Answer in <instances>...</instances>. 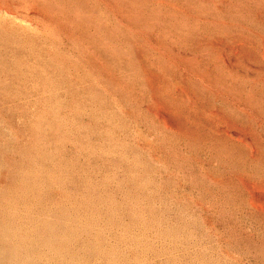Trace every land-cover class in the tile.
<instances>
[{
    "label": "rangeland",
    "instance_id": "obj_1",
    "mask_svg": "<svg viewBox=\"0 0 264 264\" xmlns=\"http://www.w3.org/2000/svg\"><path fill=\"white\" fill-rule=\"evenodd\" d=\"M0 197V264H264V0H0Z\"/></svg>",
    "mask_w": 264,
    "mask_h": 264
},
{
    "label": "bare ground",
    "instance_id": "obj_2",
    "mask_svg": "<svg viewBox=\"0 0 264 264\" xmlns=\"http://www.w3.org/2000/svg\"><path fill=\"white\" fill-rule=\"evenodd\" d=\"M1 65H2V64H1ZM1 89H2V88H1ZM49 119H50V118H49ZM51 125H52V124H51ZM40 130H41V129H40ZM47 135H48V134H47ZM50 136H51V135H50ZM52 138H53V137H52ZM52 140H53V139H52ZM146 145H147V144H146ZM27 153H28V152H27ZM30 153H31V152H30ZM8 172H9V171H8ZM24 173L26 174V172H24ZM32 173H33V172H32ZM38 173H39V171L37 172V174H38ZM35 174H36V173H35ZM39 174H40V173H39ZM30 175H31V174H30ZM33 176H34V175H33ZM36 176L40 178L39 175H35L34 177H36ZM31 177H32V176H31ZM23 178H27V177H24V175H23ZM28 178H29V175H28ZM39 178H38V180H39ZM35 179H36V178H35ZM30 180H31V179H30ZM30 180H29V181H30ZM27 181H28V179H27ZM29 181H28V183H29ZM34 181L37 182L36 180H34ZM50 181H51V180H50ZM24 182H25V181H24ZM32 182H33V181H32ZM25 183H27V182H25ZM22 185H23V184H22ZM22 185H20V186H22ZM30 185H32V184H30ZM35 185H36V184H35ZM13 186H14V185H13ZM20 186H19V188H20ZM33 186H34V185H33ZM36 186H37V185H36ZM36 186H35V188H36ZM22 187H23V186H22ZM24 187H27V188H28V185H27V186H24ZM10 188H11V186H10ZM10 188H9V189H10ZM14 188L16 189L17 187H14ZM29 188H30V187H29ZM3 189H4V188H3ZM9 189H7V190H9ZM15 189H14V192L16 193L17 190L15 191ZM22 189H23V188H22ZM33 189H34V188H33ZM36 189H37V188H36ZM20 190H21V189H20ZM20 190H19V191H20ZM26 190H27V189H26ZM30 190H31V189H30ZM11 191H13L12 188H11ZM22 191H23V190H22ZM3 192H4V191H3ZM5 192H6V191H5ZM14 192H13V193H14ZM25 192H26V191H25ZM31 192L33 193V191H31ZM6 193H7V192H6ZM8 193H10V192H8ZM20 193H22V192L20 191ZM20 193H18V194H20ZM20 195H21V194H20ZM26 195H28V192H27ZM33 195H34V194H33ZM36 195H37V194H36ZM8 196H9V198H10L11 195H7V197H8ZM29 196H30V195H29ZM31 196H32V194H31ZM34 196H35V195H34ZM34 196H33V197H34ZM14 197H15V196H14ZM20 197H21V196H20ZM25 197H27V196H25ZM0 198H1V197H0ZM22 198H24V196H23ZM3 199H4V198H3ZM10 199H11V198H10ZM12 199H13V198H12ZM12 199H11V200H12ZM14 200H16V199H14ZM5 201H6V200H5ZM8 201H10V200H8ZM13 202H14V201H13ZM13 202H12V203H13ZM9 203H11V202H9ZM6 204H8V203H6ZM14 204H15V203H14ZM4 205H5V204H4ZM10 205H11V204H10ZM16 205H17V204H15V206H16ZM12 206L14 207L13 204H12ZM12 206H11V207H12ZM5 207H7V205H6ZM5 207H4V208H5ZM9 209H10V208H9ZM13 209H15V208H13ZM25 210H26V209L24 208V212H25ZM6 211H7V210H6ZM10 211H11V210H10ZM3 212H5V210H4ZM3 212H2V213H3ZM8 212H9V210H8ZM10 214H11V212H10ZM13 214H15V213H13ZM4 215H5V214H4ZM8 215H9V214H8ZM1 216H2V215H1ZM6 216H7V215H6ZM9 216H10V215H9ZM9 216H8V218H11V217H9ZM15 216H17V215H15ZM15 216H14V217H15ZM1 218H3V216H2ZM4 219H7V218L4 217ZM1 220H2V219H1ZM2 221H3V223H4V222L7 223V222L4 221V220H2ZM10 221H11V219H10ZM5 223H4V225H5ZM0 226H1V225H0ZM5 227H7V224H6ZM8 228H9V227H8ZM13 228H14V227H13ZM11 229H12V228H11ZM0 230H1V229H0ZM2 230H3V229H2ZM2 230H1V231H2ZM9 230H10V229H9ZM7 231H8V230H7ZM10 231H12V230H10ZM10 231H9V232H10ZM4 233H7V232L5 231ZM4 233H3V235H4ZM10 233H11V232H10ZM10 235H11V234H10ZM3 238H4V237H3ZM0 244H1V243H0ZM6 248H7V247H6Z\"/></svg>",
    "mask_w": 264,
    "mask_h": 264
}]
</instances>
